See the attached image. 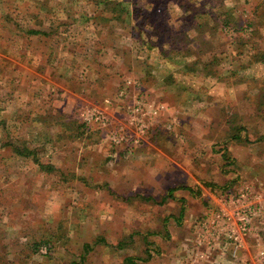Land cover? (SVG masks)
Here are the masks:
<instances>
[{
    "label": "rangeland",
    "instance_id": "374dc122",
    "mask_svg": "<svg viewBox=\"0 0 264 264\" xmlns=\"http://www.w3.org/2000/svg\"><path fill=\"white\" fill-rule=\"evenodd\" d=\"M0 264H264V0H0Z\"/></svg>",
    "mask_w": 264,
    "mask_h": 264
},
{
    "label": "trees",
    "instance_id": "16d2710c",
    "mask_svg": "<svg viewBox=\"0 0 264 264\" xmlns=\"http://www.w3.org/2000/svg\"><path fill=\"white\" fill-rule=\"evenodd\" d=\"M31 32H33V33H38V32L35 31V30H32ZM186 188H187V187H186ZM188 189H190V188H188ZM172 190H173V189H172ZM172 190H171V191H172ZM87 245L89 246V244H86V246H87ZM126 261H128V262H130V263H134V262H131V261H133L131 258H127Z\"/></svg>",
    "mask_w": 264,
    "mask_h": 264
}]
</instances>
